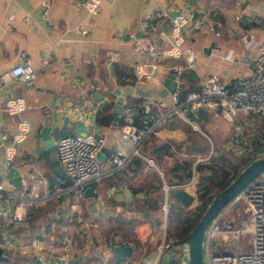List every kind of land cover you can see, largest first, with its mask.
Masks as SVG:
<instances>
[{
    "label": "crops",
    "instance_id": "obj_1",
    "mask_svg": "<svg viewBox=\"0 0 264 264\" xmlns=\"http://www.w3.org/2000/svg\"><path fill=\"white\" fill-rule=\"evenodd\" d=\"M101 5L96 14H91L87 10L74 9L70 0H0V72L16 64L20 52L26 53L33 66L45 62V68L37 74L31 85L11 82L0 90L1 105L7 97L22 98L25 104L23 110L13 115L0 112V131L12 134L16 131L18 119L27 121L29 131L22 141L16 143L17 153L11 165L16 164L20 168L22 186L34 177L42 176L48 180L44 189H50L58 178L64 184L70 182L56 156V141L60 137L81 131L104 136L103 150L98 158L101 175L86 184V187L92 188L93 196H86L83 192L77 201L82 216L98 222L101 227L97 239L108 244L112 234L122 236L132 250L130 256H114L112 249L115 246L109 247L101 253L102 259L91 254L86 257L85 263L141 264L149 259L150 251L162 235V214L159 209H151V203L145 199V196L157 194V190H151L156 181L149 175L156 171L161 178V185L163 180L182 186L186 184L189 180L183 183L176 179L168 181L167 174L175 160L193 158L191 153L186 152L193 130L211 143L212 135L203 130L199 123L212 117V114L206 108H203L205 113L202 114H198L199 108L190 111L189 121H184L181 132L176 128L177 118L158 125L156 132L139 148L143 156L151 157L155 144L168 142L169 151L163 153L161 158L156 157L154 165L148 164L141 155H130L133 146L121 136L119 128L124 108L129 104L135 113L140 114L143 104L148 103L153 117L165 113L167 108L169 111L173 86L172 82L165 81L174 72L172 66L184 65L185 58H162L153 78L138 80L134 76V68L144 61L145 55L139 45H123L128 38L119 40L118 33L130 29L134 39L136 35H143V16L160 7L171 12L187 9L192 15L195 12L192 20L205 14L209 22L217 24L220 33L216 35L207 30L205 22L189 32L190 36L182 46L195 52V66L193 69L185 68L188 69L185 72L192 71L193 74L181 75V85L184 89H189L191 85L196 87L200 77L209 74H218L228 82L238 70H247L254 56V50L242 47L240 34H253L256 42L264 39V30L258 21L252 19L264 16V0H247L240 6H236L233 0H102ZM237 14L238 19L235 17ZM27 18L33 24H28ZM158 27L157 30L161 28L163 33L152 31L154 36L150 42L158 50H163L169 44L168 21L164 19ZM231 49L235 55L229 61L223 55L230 53ZM117 69L123 70V83L116 77ZM189 74L194 78H186ZM115 103L121 105L116 122L112 112ZM104 106L107 108L103 109ZM109 112L112 113L110 122L98 121V117ZM43 125L51 127L49 133L54 139L52 149H48L40 138L39 131ZM230 125L227 124L223 135L229 132ZM256 131L238 136L244 139L248 138L247 133H255V137L261 138ZM113 151L130 155L121 168L115 169L110 164L109 155ZM3 155L1 149L0 172L4 170ZM135 156L139 158L137 165ZM31 169L34 172L29 171ZM15 189L20 188L15 186ZM58 199L49 200L32 210L28 233L16 230L6 235L0 229L1 255L5 257L0 262L55 264L54 259L49 257L43 261H33L34 251L23 253L13 240L17 235L24 238L28 236V241L35 237L40 241V247L53 249L56 256L55 251H62L64 233L77 239L76 218L66 217L67 208L75 198L69 192H64ZM169 204L177 208L185 207L172 198ZM37 210L42 211V216L35 217ZM181 243L185 244L184 241ZM11 244H15V247ZM182 245L181 259L184 261ZM75 262L79 261L75 259ZM75 262L69 255L67 263ZM56 264L66 262L58 261Z\"/></svg>",
    "mask_w": 264,
    "mask_h": 264
},
{
    "label": "built area",
    "instance_id": "obj_2",
    "mask_svg": "<svg viewBox=\"0 0 264 264\" xmlns=\"http://www.w3.org/2000/svg\"><path fill=\"white\" fill-rule=\"evenodd\" d=\"M247 0H233L236 6H240ZM71 6L76 10H87L89 13H96L101 0H70ZM237 19L239 15L235 16ZM166 19L169 24V44L163 50H158L151 42H144L139 45L144 52L145 59L134 68V76L138 80H148L153 78L155 72L160 66V59L172 56L173 58H185L184 65L172 66L173 80L171 90L172 106L169 111L162 115L152 116L151 105L144 103L142 111L137 114L130 106L123 110L122 123L120 124L121 136L128 140L133 148L130 155L143 156L138 147L152 134L157 126L175 114L185 117L184 109L189 111L206 108L213 112L215 116H221L226 121L232 123L235 128L238 126L246 127V132L256 131L260 125L264 124V39L255 41L253 34H240L239 42L245 49L254 50V56L251 58L250 66L247 70H238L231 81H225L218 74H209L203 76L196 89L185 90L181 85L180 76L185 68L193 69L195 66V52L190 48H184L182 44L190 36L195 27H200L205 22L207 30L219 35L220 31L217 24L208 21L205 14L199 15V18L192 20V12L187 9L170 10L160 7L157 10L146 13L141 22L144 33L158 31L163 33L159 24ZM258 21L259 26L264 30V16L262 18H252ZM193 21V23H191ZM28 24L33 22L27 18ZM133 37L130 29L120 31L117 38L124 40ZM140 37V36H139ZM138 37V38H139ZM136 38V39H138ZM235 52L231 49L230 53L223 55L229 61L233 60ZM45 68V62L33 66L26 56L25 52H20L19 61L10 68L0 72V90L6 88L11 82H18L24 85H31L37 74ZM4 103L0 104V112L13 115L23 110L24 101L19 97H7ZM187 121H189L188 114ZM240 117L241 122L236 118ZM191 122V121H190ZM192 126L196 127L192 122ZM16 131L9 134L7 131H0V148L3 150L4 165L3 172H0V229L6 234L12 231L22 230L29 232L30 216L32 210L49 200L61 198V194L69 192L73 200L67 208L66 217H75L78 223L76 238L70 236L67 232L63 234L62 251L54 254L53 249L45 250L40 247V241L33 237L28 241L27 237L17 235L13 242L19 246V249L25 253L34 251V260L43 261L46 257L67 263L68 256L72 260L79 262L75 264H86V257L91 254L100 256L104 249L128 244L122 236L113 235L108 244L100 241L101 227L98 222L84 218L78 204V197L83 195L86 184L91 179H97L101 175V165L97 153L104 145L105 137L102 135L90 134L88 132H76L70 135H64L56 141V156L59 164L66 173L70 182L64 184L61 179L55 182L50 189L47 187L48 180L42 176H36L32 180L25 182L20 189H15L10 179L6 176V169L12 164L17 153L16 143L22 141L29 131V124L24 119H18L16 122ZM239 135V133H237ZM242 137L238 136L240 141ZM255 137L248 135L246 141L252 142L248 148L242 147L245 153H250V161L259 154H264V131L258 142H254ZM244 144V143H243ZM253 150V153H251ZM213 153L212 144L210 152L204 155H197L195 162L191 167V179L183 184L186 189L196 195L194 182L197 172L195 164L200 161H206ZM129 154L113 151L109 155V161L113 168H121L128 158ZM208 155V156H207ZM148 164H153V160L143 156ZM160 175L163 173L159 171ZM180 185V184H178ZM190 185V186H189ZM171 185L163 182L164 200L162 211L164 216L167 213V191ZM182 186V185H181ZM242 203L243 211L246 216L238 227L232 223H226L220 226L221 218L226 216L232 209L234 203ZM66 218V220H67ZM25 232V233H26ZM26 233V234H27ZM250 234V249H241L238 243L239 237L243 234ZM29 235V234H28ZM47 238V237H45ZM217 238L227 240L228 238L236 242V249L229 251H211V246L216 244ZM214 240V243L212 241ZM5 241V240H4ZM181 242L177 237L168 235L165 230L162 231L161 239L158 241L149 253V259L141 264H162L175 260L178 264L182 260L181 246L178 252L174 253L172 246ZM15 244H11L13 248ZM227 248L229 246L227 245ZM44 249V251L42 250ZM41 250V251H40ZM203 250L205 252V264H264V171L250 181L234 198L229 205L223 208L209 223L203 237Z\"/></svg>",
    "mask_w": 264,
    "mask_h": 264
},
{
    "label": "trees",
    "instance_id": "obj_3",
    "mask_svg": "<svg viewBox=\"0 0 264 264\" xmlns=\"http://www.w3.org/2000/svg\"><path fill=\"white\" fill-rule=\"evenodd\" d=\"M186 70L188 69L183 70V73L181 75L192 73V71L185 72ZM115 74L116 77L121 81V83H123L125 79L123 70L117 69L115 71ZM187 77L194 78V76L191 74L187 75L186 78ZM188 88L189 89H181V92H184L185 90L196 89L197 86L195 87L191 85ZM127 106L130 105L128 104ZM106 108L107 106L103 107V109ZM202 113H205V110H203V108H199L198 114ZM111 117L112 113L109 112L105 116L98 117L97 119L99 122H104V120H106L105 122H110ZM261 127L262 125L259 126V128ZM254 139V142H258L259 138L255 137ZM240 141H243V143H245L246 140L244 141L241 139ZM208 147L209 146L207 138L200 134L198 131L193 130V132L189 135V144H187L186 146V152L191 153L193 158H189L186 160L180 159L172 162L171 168L167 174V178L169 179L168 181H174L173 179H176L180 183L187 182L192 174L191 165L193 163V160H195V157L197 155H203L204 153H206ZM220 149H223L221 144L214 145L213 153L210 155V157L206 161L197 162L194 166L197 172L196 181L194 183L196 191L195 199L199 201L198 204L193 206L195 209L190 210L185 207L177 208L173 204H169L170 210L167 216L168 219L172 221V223L173 221L180 223L178 235H174L180 241H183V238L190 233L212 197L221 189H223L236 176V174L240 171V167H244L250 162V158H244L243 156H240L241 158L236 157L234 155V152L228 155L227 152L224 153ZM168 151V142L164 141L159 144H155V148L151 151V154L153 156H149V158H152L155 162L156 157L161 158L163 156V153L166 154ZM135 158L136 159H134V161L137 165L139 164V158H137V156H135ZM149 176L152 180L156 181V184H154V187H152L153 189L151 190H157V194L145 196V199L147 198V200H149V203H151V209L158 211V209L160 210L162 204V194L160 187L161 178L156 171L150 173ZM213 187H216L217 189L211 195L210 193L213 190ZM42 214L43 213L41 210H37L35 217L36 215L42 216Z\"/></svg>",
    "mask_w": 264,
    "mask_h": 264
},
{
    "label": "water",
    "instance_id": "obj_4",
    "mask_svg": "<svg viewBox=\"0 0 264 264\" xmlns=\"http://www.w3.org/2000/svg\"><path fill=\"white\" fill-rule=\"evenodd\" d=\"M193 12V17L195 16ZM141 34V31H139ZM139 35H136V38ZM254 55V54H253ZM252 55V56H253ZM173 75H171L165 82H172ZM171 90V88H170ZM121 105L115 103L112 112L114 113V121L119 120ZM185 113L189 114V110L185 109ZM51 127L49 125H43L39 131L42 142L48 149H52L54 145V139L51 137L49 131ZM103 150L101 147L97 153V157L100 159V151ZM264 171V154H259L256 158L251 160L248 164L240 169L236 176L219 192H217L207 204L201 217L194 225L189 234H187L183 241L187 244V260L188 264H203V237L204 232L212 221V219L227 205L230 201L256 176ZM6 176L16 186H21V170L18 165L14 164L7 168ZM171 186L167 191V197L169 199H175L179 201L183 206H190L195 195L188 191L185 186L178 185L177 182L169 183ZM84 195L93 196L92 188L86 187ZM214 243V240L212 241ZM131 246L129 244L117 245L113 247L112 253L114 256H130ZM2 248L0 247V260H4L5 257L1 255ZM168 264H176V261H171Z\"/></svg>",
    "mask_w": 264,
    "mask_h": 264
},
{
    "label": "rangeland",
    "instance_id": "obj_5",
    "mask_svg": "<svg viewBox=\"0 0 264 264\" xmlns=\"http://www.w3.org/2000/svg\"><path fill=\"white\" fill-rule=\"evenodd\" d=\"M101 2H102V0H101ZM101 2L99 4V6H98V9H97L96 13L100 10V7L102 6ZM96 13H93V14H96ZM153 36L154 35L152 34V32L144 33L138 39H134L133 37L130 36V37H128V40L123 45H128L129 43H131L132 46L133 45H137L138 46V45H140V44H142L144 42L146 43V42H150V40L152 41ZM140 54H142V53H140ZM143 54H144V52H143ZM169 58H173V57L169 56ZM203 76H205V75H203ZM203 76H201L200 79ZM167 107H169V106H167ZM167 110H168V108H167ZM184 112H185V109H184ZM162 114H164V113H162ZM162 114H159V115H162ZM211 114H212V117H209L207 120H204L201 123H199V125L203 128V130L207 131V133L212 135L211 143H209V141H208V146L209 147H208V150H207L206 153L208 154L210 152L211 144H212L213 149H214V145L221 144L223 149H220V150L223 151L224 153L227 152L228 155H230V154H232V152H234V155L236 157L241 158L240 156H243L244 158H249L250 157V153H245V151L241 150V148L242 147H244V149L248 148V146L252 142L245 141V139L247 138V137H245L244 139H242V140L245 141V143L243 144V141H239L238 140V135H237V132L239 134H242V133L246 132V127H243V125L242 126L240 125V126L235 128L234 125L232 126V123L226 121L223 117L215 116L213 112H211ZM155 116H158V115H155ZM185 117L186 118L180 117V116L174 114L171 117V119L167 120V122H169L170 120H173L174 118H177L178 121H176V123H178V124H176V128H178V132H181V129H182L183 124H184V121L185 122L187 121L186 120L187 119V115L186 114H185ZM236 121L237 122H241V118L240 117L236 118ZM227 122L229 124H231L230 125L231 127L229 129V132H227L225 135H223L226 132V128L225 127H227V124H228ZM205 123H206V125H204ZM232 127H233V130H232ZM262 131H264V124H262L261 128H258V131H256V133L260 136V135H262V134H260V132H262ZM81 132H84V131H81ZM155 132H156V129H155V131L152 134H154ZM152 134L148 135L147 138L142 143L147 141L149 139V136H151ZM247 134L249 135L250 133H247ZM254 134L255 133L252 134V137H255L256 134L255 135ZM141 144L139 145L138 149L140 148ZM0 150H1V148H0ZM139 151H140V149H139ZM140 153L143 154L142 150L140 151ZM206 153H204V154H206ZM251 153H253V150H251ZM194 162H195V160H193V163ZM150 165H154V161H153V164H150ZM191 167H192V165H191ZM241 168L242 167H240V169ZM29 171L34 172L33 169H31ZM190 179H191V177L188 180H190ZM163 182H164V180H163ZM216 189H217L216 187H213V190L211 191L210 194L212 195L216 191ZM161 194H162L163 200H164L165 192H164V189H163V183L161 185ZM163 200H162V203H163ZM169 200L170 199L167 197L168 208H167V213H166L165 216H164V213H163V211L161 209L162 208V204H161V208H160V214H162V217H161L162 218V220H161L162 221L161 222L162 229L161 230L162 231L165 230L167 232V234L169 233L170 235L172 233L175 234V235H178L180 223L175 222V221H173V223H172V221H170L168 219V216H167L168 213H169V210H170V208H169ZM198 203H199V201L197 199H194L193 203L190 206H185V208L190 209V210L191 209H195L193 206L198 204ZM245 216H246V213L243 211V204L236 202V203H234V205H232V209L229 211V213L226 216L221 218L220 226L223 227V226L226 225V223H228L229 221H232L233 226L234 227H238ZM125 230H126V228H125ZM250 238H251L250 234H247V233H245V234H243V235H241L239 237L238 243H239V246H240L241 249H250L251 248ZM179 245H182V243L178 242V243H176V244H174L172 246V250L174 251V253H177ZM227 245L229 246V248H227ZM182 247H183V249L185 251L184 256H183L184 261L183 260H179L178 264H188V260H187L188 257H187V253H186V248H187L186 243L183 244ZM235 249H236V242L233 241L230 238H228L227 240H222L220 238H217L216 244L211 246V251H213V252H215V251H229V250L232 251V250H235ZM202 263L205 264V252H204V250H203V261H202ZM0 264H4V263L0 262ZM66 264H68V263H66Z\"/></svg>",
    "mask_w": 264,
    "mask_h": 264
}]
</instances>
